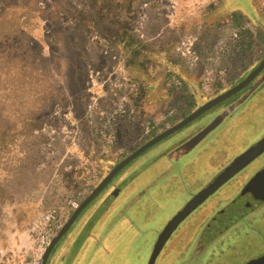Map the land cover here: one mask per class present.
<instances>
[{
	"label": "rangeland",
	"instance_id": "1",
	"mask_svg": "<svg viewBox=\"0 0 264 264\" xmlns=\"http://www.w3.org/2000/svg\"><path fill=\"white\" fill-rule=\"evenodd\" d=\"M0 1V11L8 4L25 5L18 9L25 11L23 26L7 36V43L0 44L26 64L23 68L17 62L14 69L0 74V90L11 78H24L29 90L27 110L32 118L31 128L22 136L21 125H17L19 117L15 116L12 122L10 110L5 112L1 101L0 264H8L12 253L28 263L36 243L34 225L47 222L53 215L54 222L49 225L63 227L68 217L61 209L74 210L102 176L108 175L110 168L138 149L137 144L146 145L240 84L251 71L228 88L223 83L225 92L198 98L194 107L180 117L178 112L169 111L168 93L161 92L155 83L150 84L154 69L144 78L149 89L147 98L137 100L135 86L117 62L118 55L80 27V16L89 12L87 0H34L36 5L32 0ZM252 5L263 14L264 0H160L156 4L142 0L134 30L159 53L169 51L171 37L179 35L180 25H187L190 29L175 55L189 74L204 76L208 82L223 76L226 70L232 71L225 62L234 53L237 33L224 25L205 34L201 24L215 23L218 17L245 9L253 18ZM7 22L0 21L2 25ZM263 54V47L254 48L253 58L260 59ZM227 79L228 75L220 82ZM204 89L209 93L205 85ZM159 96L165 99H153L159 100ZM13 99L10 94L8 100L13 103ZM126 131L128 136L124 140ZM96 134L105 139L106 161L116 163L108 164V169L87 163L88 146ZM263 139L264 71L245 89L128 164L86 207L54 248L48 264H65L89 217L107 201L99 223L112 225V220L121 214L126 226L111 241L105 237L113 228L110 226L105 233L102 229L98 237L103 245L94 251L93 243L82 240L67 264H147L155 233L163 231L197 193L207 189L222 171ZM98 156L92 153L95 159ZM263 165L264 151L246 169L218 187L177 227L155 264L184 261L201 231L230 208L250 183V176ZM85 170L87 182L93 180L88 187L84 186ZM73 193L75 197L71 196ZM101 210L99 207L98 212ZM132 211L136 226L130 224ZM242 221L224 226L223 234L211 246L196 248L191 264H246L263 255L264 211L242 217ZM57 233L58 230L46 232L50 241Z\"/></svg>",
	"mask_w": 264,
	"mask_h": 264
},
{
	"label": "trees",
	"instance_id": "2",
	"mask_svg": "<svg viewBox=\"0 0 264 264\" xmlns=\"http://www.w3.org/2000/svg\"><path fill=\"white\" fill-rule=\"evenodd\" d=\"M8 1L16 2L19 0H6V2ZM159 1L160 0H152L154 4ZM32 2L34 3V0H32ZM87 2L89 12L80 16V27L83 28L86 33L96 37L98 44L108 45L110 50H113L114 55H118L117 62L126 72L129 82L135 86L134 96L137 97V100H145L147 98L149 89L144 78L148 75L150 69H154L155 75L153 76V82H150V84L155 83V86L161 87V92L168 93L166 97L171 98L169 101L170 103H168V105L171 104L169 111L178 112L180 117H183L185 112L194 107L198 98L210 97L219 92L223 93L228 86L230 87L234 84V82L247 71H252L253 65L257 64L259 60L257 57L253 58L254 48H264V9L261 15L257 12L256 5H252L253 18L245 12L247 10L245 9L243 12L235 11L225 17H218L219 21L215 23L208 21L201 24V28L205 34L214 33L218 28L224 25H228L237 33V37L234 40L235 44L233 45L234 53L232 57L230 56L225 62V65H228V68L232 69V71L226 70L223 76H218L216 79L207 82L204 76L198 78L195 73L189 74L185 70L182 61L175 55L180 44H182L185 34L190 29H188L187 25H180L178 30L179 35L177 37L174 35L171 37L170 44L172 47L169 51L157 53L150 48L146 41L140 39L134 30V20L137 16L138 6L142 3V0H87ZM61 3H63V1ZM251 4L252 3L249 5L251 6ZM18 6L15 4H8L0 11V21H8L6 25L0 23L1 42L7 43V36L10 37L12 34L16 33L17 27L20 28L23 26L21 20L24 18L25 11L22 12L18 9L25 8V5ZM211 9H213V7H211L210 10ZM4 19L7 21H4ZM98 47L100 48V46ZM11 52L10 48H4V46L0 44V74L14 69L17 62H20L23 68L26 65L11 54ZM227 75L228 79L224 82H220V80ZM192 76L196 78H192ZM223 83H226L227 88L222 85ZM177 84L179 85L178 87ZM204 85L205 88H209V93H205ZM0 92H2V95H0V105H2L1 101H3L5 112L10 110V117L13 118L12 122H14L15 116L19 117V123L16 124L21 125L19 129L21 130L20 134L22 136L26 135L24 132L29 130V126L31 128L32 118L30 112L27 110L29 90L26 87L25 79H13L12 81L11 78L9 83L1 88ZM10 94L14 96L13 103L8 100ZM161 99L163 100L165 97H161ZM169 111H167V113H169ZM12 127L16 129L13 124ZM28 134H30L29 131ZM127 134L128 131L123 132L124 140H126ZM2 135H4V133H2ZM91 141L92 144L90 143L87 151V154H90L91 157L89 155V157L86 158L88 165L93 164L96 165L97 168L108 169V164H116L106 161L105 139H103L101 134L93 135ZM137 145H139L138 149L141 148V143ZM95 152L99 155L96 159L92 157V153ZM118 164H116V166ZM110 169L112 170V168ZM87 174L88 172L85 170L83 177L82 172V177L85 178V187H88V185H91L93 182V180L90 179V182H87ZM103 179L104 177L102 176L98 185ZM94 188H96V186H94L93 189ZM71 196L75 197L74 193L71 194ZM77 205L79 207L80 203ZM71 211L73 212L75 210L69 209V211H65L67 216L71 215ZM120 217H122L121 214L117 215L115 219L116 222L112 226L119 225L120 221H122Z\"/></svg>",
	"mask_w": 264,
	"mask_h": 264
},
{
	"label": "water",
	"instance_id": "3",
	"mask_svg": "<svg viewBox=\"0 0 264 264\" xmlns=\"http://www.w3.org/2000/svg\"><path fill=\"white\" fill-rule=\"evenodd\" d=\"M264 70V60L261 64L249 75V77L233 87L229 91L219 95L212 101L208 102L198 111L192 113L187 116L184 120H182L177 125L172 128L166 130L164 133L156 136L149 143L137 149L131 155H129L126 159H124L121 163H119L116 167H114L110 173L102 180V182L95 188V190L90 194L88 198H86L83 203L74 211L71 215L67 223L60 229V231L52 238L48 248L46 249L40 264H47L48 259L56 247V245L60 242V240L65 236L68 230L72 227L74 222L77 220L79 215L86 209V207L109 185V183L134 159L142 155L144 152L149 150L151 147L169 137L170 135L178 132L183 127L187 126L207 111L217 106L218 104L226 101L230 97L236 95L243 89H245L250 83H252L257 76ZM264 150V139L257 144L255 147H252L249 151H247L244 155L239 157L235 163L229 166L217 179H215L207 189L203 190L199 194H197L184 208V210L177 215L165 228L163 231L158 245L153 251L151 258L148 264H154L157 256L159 255L163 245L170 238L174 230L177 226L191 213L193 212L199 205H201L213 192L224 183H226L229 179L235 176L241 169L247 166L250 162H252L261 151ZM264 202V167L262 170L250 181V183L245 187L242 191L241 195L238 199L230 206V208L221 215V217L214 223L216 225H222L228 221H231L246 212L257 207L259 204ZM252 264H264V259L255 260Z\"/></svg>",
	"mask_w": 264,
	"mask_h": 264
},
{
	"label": "crops",
	"instance_id": "4",
	"mask_svg": "<svg viewBox=\"0 0 264 264\" xmlns=\"http://www.w3.org/2000/svg\"><path fill=\"white\" fill-rule=\"evenodd\" d=\"M192 78H196L195 76H192ZM235 83V82H234ZM155 101H160V100H162L161 99V97H159V100H157L156 98H153ZM163 102V101H162ZM259 144V143H258ZM257 145V144H256ZM256 145H254V146H252V147H255ZM249 151V150H248ZM264 151V150H263ZM263 151H261V152H263ZM247 152V151H246ZM260 152V153H261ZM264 167V165L263 166H261L258 170H256L255 171V173H254V175L253 176H250V181L257 175V173H258V171H261L262 170V168ZM223 173V171L221 172V174ZM220 174V175H221ZM219 175V176H220ZM218 176V177H219ZM217 177V178H218ZM216 178V179H217ZM233 178V177H232ZM231 178V179H232ZM229 181V180H228ZM213 182V181H212ZM227 183V182H226ZM224 185V184H223ZM98 186V185H97ZM96 186V187H97ZM95 190V188L94 189H92L91 191H90V194L93 192ZM202 192V191H201ZM242 193V192H241ZM90 194L89 195H87V197L86 198H88L89 196H90ZM197 194H199V193H197ZM196 194V195H197ZM195 195V194H194ZM195 195V196H196ZM69 196V195H68ZM194 196V197H195ZM85 198V199H86ZM193 198V197H192ZM84 199V200H85ZM208 199V198H207ZM206 199V200H207ZM84 200H82L81 202H79L80 203V205L83 203V201ZM205 200V201H206ZM204 201V202H205ZM203 202V203H204ZM107 203H108V201L107 202H105L103 205H101V206H99V207H102V210L100 211V212H98V208L94 211V213L89 217V219H88V221H87V223H86V225H85V227H84V229H83V231H82V233H81V235L76 239V242L72 245V248H71V250H70V253H69V257L67 258V260H66V262H65V264H67L69 261H70V257L71 256H74L76 253H77V248H78V246L80 245V243H81V241L82 240H84V242H87V243H89V242H91V243H93L94 244V246L92 247L93 248V251L95 250V249H99V247H102V245H103V243L101 242V240H102V238L101 237H98L99 236V232L102 230V232L103 233H105L106 232V229H109L110 228V226L113 228L111 231H110V233H109V235L108 234H106V240H108V241H111V239L115 236V235H117L118 233H119V231H120V229L121 228H123V227H125L126 225H125V223H123V221H120V223H119V225L118 226H112V225H114V223L116 222V220L115 219H113L112 220V225H109V223H106V224H104V222H100L99 223V219L101 218V215H103L104 213H105V211H106V206H107ZM202 203V204H203ZM201 204V205H202ZM260 205V204H259ZM200 206V205H199ZM198 206V207H199ZM261 206V207H260ZM260 206H258V207H260L259 209H258V211L257 212H255L254 214H248L247 216H252V215H255V216H257V215H259L260 213H263V211H264V202L263 203H261V205ZM186 207V206H185ZM257 207V208H258ZM69 209L70 208H68V207H66V208H63V209H61V211H62V213H63V215L66 217L67 216V213L65 212V211H69ZM84 211V210H83ZM183 211V210H182ZM181 211V212H182ZM72 212V211H71ZM74 212H72L71 213V215L73 214ZM83 213V212H82ZM81 213V214H82ZM192 213V212H191ZM190 213V214H191ZM247 213V212H246ZM249 213V212H248ZM80 214V215H81ZM71 215L70 216H67L68 217V220H69V218L71 217ZM80 215H79V217H80ZM95 215H97L95 218H94V216ZM179 215V214H178ZM244 214H242V215H240L239 217H237V218H235V219H233V220H231V221H228V222H226V223H223L222 225H216V226H214V223L221 217H219L218 219H216L215 220V218H213L214 219V221H212L211 223H210V225L207 227V229L206 230H203V231H201V234H200V236L195 240V242H194V247H193V250L191 251V252H189V253H187V256H186V259L184 260V261H182L180 264H191V261H192V255L194 254V250L196 249V248H198V247H202V246H211L217 239H219L220 238V235L221 234H223V232H222V229H223V227L224 226H226V225H228L229 223H231V222H235L236 224H240L241 222H243L242 221V217H245V216H243ZM129 216H130V224H134L135 226L137 225L136 224V219H135V211H132V212H130V214H129ZM177 216V215H176ZM175 216V217H176ZM78 217V218H79ZM174 217V218H175ZM77 218V219H78ZM238 218H240V220H238V221H236ZM68 220H65L64 221V225L67 223V221ZM173 220V219H172ZM171 220V221H172ZM77 221V220H76ZM75 221V222H76ZM184 221V220H183ZM182 221V222H183ZM74 222V223H75ZM181 222V223H182ZM214 222V223H213ZM180 223V224H181ZM179 224V225H180ZM178 225V226H179ZM73 226V225H72ZM129 226V225H128ZM177 226V227H178ZM167 227V226H166ZM62 228V225H60V228H59V230H58V232L60 231V229ZM71 229V228H70ZM69 229V230H70ZM177 229V228H176ZM175 229V230H176ZM68 230V231H69ZM91 230V231H90ZM163 231L165 230V229H162ZM174 230V231H175ZM163 231H160V232H158V233H155V236H156V240H154V242H152V247H151V251H150V258H151V255H152V253H153V251L155 250V248H156V246L158 245V242H159V240H160V237H161V235H162V233H163ZM112 232H114L113 234H111ZM68 233V232H67ZM66 233V234H67ZM174 233V232H173ZM172 233V234H173ZM65 234V235H66ZM171 237V236H170ZM64 238V237H63ZM62 238V239H63ZM207 238H210V240H206ZM61 239V240H62ZM60 240V241H61ZM169 240V239H168ZM167 240V241H168ZM167 241L165 242V244L167 243ZM165 244L163 245V247H162V249L164 248V246H165ZM58 245V244H57ZM56 245V246H57ZM91 248V247H90ZM162 249H161V251H162ZM54 250V249H53ZM105 251V250H104ZM160 251V252H161ZM53 252V251H52ZM52 254V253H51ZM160 254V253H159ZM51 256V255H50ZM159 256V255H158ZM158 256H157V258H158ZM50 258V257H49ZM157 258H156V260H157ZM258 259H264V254L263 255H261L260 257H253V258H251V259H249L248 260V262L246 263V264H252V263H254L255 262V260H258ZM150 260V259H149ZM155 260V261H156ZM48 261H49V259H48ZM149 262V261H148ZM47 264H48V262H47ZM148 264V263H147ZM154 264H155V262H154Z\"/></svg>",
	"mask_w": 264,
	"mask_h": 264
},
{
	"label": "built area",
	"instance_id": "5",
	"mask_svg": "<svg viewBox=\"0 0 264 264\" xmlns=\"http://www.w3.org/2000/svg\"><path fill=\"white\" fill-rule=\"evenodd\" d=\"M78 205L74 207V210H76ZM53 220L54 222V217L53 215H50L49 218L47 219V222L40 221L38 224L34 225V230L36 234V243L33 247V253L30 261L28 263L23 261L22 257H18L15 253H12L9 258V263L8 264H40V261L48 248L50 244V239L48 238L46 232L48 230H59L60 225L56 226H50L49 223Z\"/></svg>",
	"mask_w": 264,
	"mask_h": 264
},
{
	"label": "flooded vegetation",
	"instance_id": "6",
	"mask_svg": "<svg viewBox=\"0 0 264 264\" xmlns=\"http://www.w3.org/2000/svg\"><path fill=\"white\" fill-rule=\"evenodd\" d=\"M263 60H264V54H263L262 57L258 60L257 64L253 67L254 69H252V71L247 75V77H246L244 80H246V79L249 77V75H250V74H251V73H252V72H253V71H254V70H255V69L261 64V62H262ZM263 71H264V70H263ZM247 72H249V71H247ZM247 72H246V73H247ZM261 73H262V72H261ZM261 73H260V74H261ZM260 74H259V75H260ZM259 75H258V76H259ZM258 76H257V77H258ZM244 80H243V81H244ZM243 81H242V82H243ZM261 153H262V152H261ZM261 153H259V155H260ZM259 155H258L254 160H256V159L259 157ZM254 160H253V161H254ZM253 161H252V162H253ZM252 162H250V163H252ZM250 163H249V164H250ZM249 164H248V165H249ZM248 165H247V166H248ZM247 166H245V167H244L243 169H241L239 172H242L244 169L247 168ZM259 170H260V169H259ZM259 172H260V171H258V173H259ZM258 173H257V174H258ZM233 177H234V176H233ZM229 180H230V179H229ZM260 205H261V204H260ZM260 205H258V206H260ZM258 206H257V207H258ZM257 207H255L254 209L250 210L249 213H248V212L245 213L243 216H247L248 214H254L255 212L258 211V209H259L261 206L258 207V208H257ZM238 220H240V218H238L236 221H238Z\"/></svg>",
	"mask_w": 264,
	"mask_h": 264
}]
</instances>
